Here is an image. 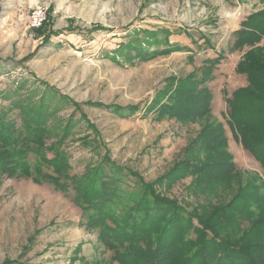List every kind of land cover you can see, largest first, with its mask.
<instances>
[{
    "label": "rangeland",
    "instance_id": "rangeland-1",
    "mask_svg": "<svg viewBox=\"0 0 264 264\" xmlns=\"http://www.w3.org/2000/svg\"><path fill=\"white\" fill-rule=\"evenodd\" d=\"M38 9L46 17L32 26ZM263 10L264 0H0V264H125L77 204L92 174L123 196L119 211L137 197L185 224L167 264H186L190 222L221 223L235 240L263 223L264 164L235 137L227 103L250 84L239 62L264 46L237 33ZM190 91L210 94L208 114L182 113ZM216 124L227 141L208 149ZM15 158L30 170L8 169ZM55 168L57 183L36 179ZM235 204L248 214L229 225ZM256 242L264 235L240 246Z\"/></svg>",
    "mask_w": 264,
    "mask_h": 264
},
{
    "label": "trees",
    "instance_id": "trees-1",
    "mask_svg": "<svg viewBox=\"0 0 264 264\" xmlns=\"http://www.w3.org/2000/svg\"><path fill=\"white\" fill-rule=\"evenodd\" d=\"M237 35L239 42L244 45L247 43L254 45L261 41L264 37V10L244 20L243 29L238 31ZM210 61L213 64L211 67H207L206 75L201 79L206 80L210 74L212 75V67L219 64L218 59ZM237 72L246 74L250 84L237 89L232 98H227L230 107L229 123L234 127L235 137H240L245 148L264 164V46L247 53L239 62ZM196 76L197 74L193 73L190 76V81L198 80ZM199 92L202 94V91ZM187 98L192 107H185V112L182 108V113H209L210 94L206 98L196 97L192 96L190 91ZM185 118L187 117H182L184 120ZM225 141L227 139L223 131V124H216L211 130V137L207 144L208 149L221 147ZM18 150L21 152L20 147ZM16 162L15 158L12 163L9 162L6 165L7 168L12 171L17 169L25 172L31 168L30 162L26 160ZM38 162L39 164L44 162L49 164L52 161L44 157ZM230 164L232 167L234 166L233 161ZM36 167L39 165L37 164ZM54 171L56 173H41L36 179L55 182L61 175L58 174L56 168ZM97 176L89 175L84 181H80L81 185L78 183L83 192L77 196L76 201L82 209H90L86 213L88 224L100 227L104 243L113 248L115 257L125 264H167L171 255L181 248V245L177 244L180 241V236H183L184 229L182 227L185 224L181 223L179 228H173L169 225L170 222L160 215L153 206L154 204L149 205L153 208L143 207L141 199L137 197L131 199L132 202L126 203L119 211L121 206L119 201L123 196L115 187L109 188L106 182L99 181ZM117 197H120L118 201ZM240 198L245 202V208L249 206V200L250 202L253 200L251 196L247 197V194L244 193L239 195L237 200ZM260 199L264 204V195ZM244 207L240 210L235 204L234 210L237 209V214L229 212L226 216L224 215L225 220L230 221L227 224L230 225L235 217L242 212L247 215ZM261 212L260 217L264 218V205L261 207ZM202 224L203 228L195 226L193 222L188 224L189 228L192 227L195 235L192 233L188 239L191 247L185 252L186 264H264V244L262 242H256L251 246H240V244H246L249 238L253 240L255 236L264 235V222L253 227V230L243 237L244 239L239 240L230 238L233 235L220 237L221 232L217 226H221V223L213 225L205 221Z\"/></svg>",
    "mask_w": 264,
    "mask_h": 264
},
{
    "label": "built area",
    "instance_id": "built-area-1",
    "mask_svg": "<svg viewBox=\"0 0 264 264\" xmlns=\"http://www.w3.org/2000/svg\"><path fill=\"white\" fill-rule=\"evenodd\" d=\"M44 9L35 10L31 15L32 26H40L46 17Z\"/></svg>",
    "mask_w": 264,
    "mask_h": 264
}]
</instances>
